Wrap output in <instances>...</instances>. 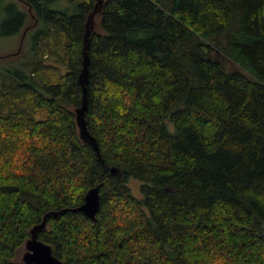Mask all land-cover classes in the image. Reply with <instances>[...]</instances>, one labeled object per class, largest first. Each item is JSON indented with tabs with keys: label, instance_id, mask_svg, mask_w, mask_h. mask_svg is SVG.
I'll return each instance as SVG.
<instances>
[{
	"label": "trees",
	"instance_id": "1",
	"mask_svg": "<svg viewBox=\"0 0 264 264\" xmlns=\"http://www.w3.org/2000/svg\"><path fill=\"white\" fill-rule=\"evenodd\" d=\"M23 1L0 10L2 34L35 27L3 68L0 264L99 183L95 222L68 209L38 233L65 264H264V0H102L84 115L100 157L74 112L96 0Z\"/></svg>",
	"mask_w": 264,
	"mask_h": 264
},
{
	"label": "water",
	"instance_id": "2",
	"mask_svg": "<svg viewBox=\"0 0 264 264\" xmlns=\"http://www.w3.org/2000/svg\"><path fill=\"white\" fill-rule=\"evenodd\" d=\"M101 3L102 0L95 1L93 10L89 13L86 19L82 49L83 66L78 75V82L82 89V99L81 105L74 109L75 122L78 129L79 137L84 143L89 144L93 148L98 157H100L99 146L96 138L89 132L87 128V123L84 115L87 109L86 84L88 81L89 58L87 50L89 45V34L90 31L93 29L95 18L94 16L97 15V13L99 12ZM112 171H114V169H112ZM100 185L101 183L89 188L85 193L83 202L80 205L74 208H62L60 210H51L42 217L39 223H36L31 226L29 228V237H27L24 241V250L20 256L21 262H23L24 264H65L60 258H58L53 253L52 246L49 243L42 241L38 238V233L46 229L48 217L51 216L57 218L60 214L64 213L68 209H70L71 211H80L85 216H87L91 220V222H95L96 214L99 210Z\"/></svg>",
	"mask_w": 264,
	"mask_h": 264
},
{
	"label": "rangeland",
	"instance_id": "3",
	"mask_svg": "<svg viewBox=\"0 0 264 264\" xmlns=\"http://www.w3.org/2000/svg\"><path fill=\"white\" fill-rule=\"evenodd\" d=\"M10 1H14L15 3H17L18 6L21 7V9L27 10V5L24 3L23 0H0V10L7 2ZM50 6L56 9L68 8L69 11L73 10L72 8L73 4L68 0L56 1L53 2ZM2 17H3V13L0 15V19ZM94 17L96 22L97 15H95ZM32 23H33V18L29 17L27 19L26 25L28 26L31 25ZM34 28L35 27L29 29V31H33ZM29 31H27L25 35H23L24 32L22 33V31L19 32L18 34H12V35H5L0 33V89H2L5 84L11 83L12 81L10 77L6 76V74L4 73L5 71H3V68L7 67V63L11 62L12 64H16V65L21 63V61H23L24 59V57L20 55V52L22 50H24L25 53L30 54L29 33H28ZM20 43H21V51L19 53H15L19 49ZM5 55L8 58L7 59L8 61H6L5 58L3 57ZM129 185L132 189V192L135 195L139 196V192H138L139 182L136 179H130Z\"/></svg>",
	"mask_w": 264,
	"mask_h": 264
}]
</instances>
